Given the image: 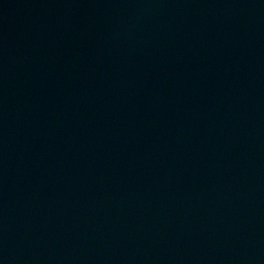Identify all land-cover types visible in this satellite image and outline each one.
<instances>
[{
	"label": "water",
	"instance_id": "95a60500",
	"mask_svg": "<svg viewBox=\"0 0 264 264\" xmlns=\"http://www.w3.org/2000/svg\"><path fill=\"white\" fill-rule=\"evenodd\" d=\"M0 264H264V0H0Z\"/></svg>",
	"mask_w": 264,
	"mask_h": 264
}]
</instances>
